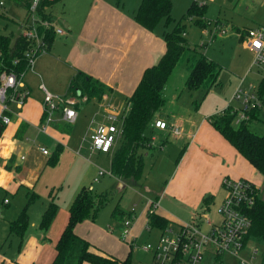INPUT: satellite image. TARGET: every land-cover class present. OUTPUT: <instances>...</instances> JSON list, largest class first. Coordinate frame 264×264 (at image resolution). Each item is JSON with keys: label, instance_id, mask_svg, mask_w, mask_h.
I'll use <instances>...</instances> for the list:
<instances>
[{"label": "crops", "instance_id": "crops-1", "mask_svg": "<svg viewBox=\"0 0 264 264\" xmlns=\"http://www.w3.org/2000/svg\"><path fill=\"white\" fill-rule=\"evenodd\" d=\"M209 1L212 2L213 0ZM262 1L255 0L253 2L250 14V17L253 18L250 21H254L252 25L236 29V31L242 30L240 32L243 33V36L248 28L264 26V15L261 17L253 15L254 13L257 14V10ZM78 2L76 27L79 33L76 42L73 43L65 56L62 52L57 53L54 50L55 54H52L50 50L54 49V47L57 48L58 44L60 45V40L54 42V38L56 35L63 34L62 32H54L52 41L46 50V53H48L42 57V63L39 66V69L44 73L45 67L48 69L52 64L59 63L63 76L67 78L66 87L60 91L57 90V92H50L43 82L32 84L28 76L30 73L37 74L34 69L27 71L23 81L29 95L21 108H16L14 104H11L15 113L11 115L10 123L3 126L0 131V264L51 263L55 256L56 241L67 223L68 208L84 184L80 183L76 185L73 192L66 194L64 197L67 201L62 203L63 205L61 207L57 204V213L48 230L43 233L38 229V223L46 207L43 211H38L37 217L33 219L31 218V210L34 207V203L40 199L39 188H46L47 186L53 187L56 184V181L52 177L46 176V178H41L43 173L46 168L52 167L55 169L63 159H67L69 151L74 152L76 147L81 144L80 139L82 140L83 137L87 136V133L89 138L97 124L104 122L111 123L113 120L118 119V127L121 131L120 119L127 111L126 103L138 84L143 71L147 67L157 63L165 52L163 33L168 30L164 29L159 31L155 27L154 30L150 31L139 25L134 19L141 0L138 5H133L131 9L126 8V4H121L119 1L113 4H109L106 0H90L88 3L86 0H78ZM51 8L47 9V12L52 19ZM7 18L6 16L4 19L6 20ZM224 24L226 23L217 19V25L213 30H210L212 31V37L226 33L228 27ZM163 27L166 28L164 25ZM67 28L69 29L70 27L67 26ZM222 29L225 30L223 34L220 33ZM185 40L187 42L186 38ZM187 44L192 47L188 42ZM183 61V66L189 73L190 61L184 59L181 62ZM212 61L216 62L215 60ZM216 63L218 64V62ZM177 66L178 64L175 68ZM79 72L102 84L104 91L100 99L91 98L87 100L86 96L81 95L78 90L75 91L74 95L68 91L72 78ZM253 72L256 75V80L255 82L248 83L258 84L260 76L256 69ZM39 78L42 80L41 76ZM41 84L48 92L54 95H72L77 97L74 104L77 117L73 123L67 124L63 122L56 112L54 119L43 126L45 114L42 104L43 92L39 88ZM239 84L240 82L234 86L233 92ZM261 85L262 82L258 84V92ZM32 86H38L39 90L32 92ZM181 89H185L184 86ZM165 91L166 86H164L163 91L166 99ZM259 101L260 106L256 107V109L258 108V117L256 119H248L247 125L254 132L253 130L256 128V124L260 123L263 128L262 132L264 133V121H260L261 108L264 104V94L259 97ZM226 109L228 108L226 107ZM202 116L197 112L194 115L188 113L187 115L177 114V116L169 113H161L160 111L156 113L154 119L164 120L181 129V134L177 137L171 136L166 130L154 128L150 124L151 133H149V143L152 148L147 151L146 156L153 149H163L171 140L176 144L179 142L180 147L182 146L179 157L171 172V179L165 183L163 190V194L165 196L169 194L171 200L178 205V209L169 217L160 212L159 206L155 210L156 214L168 220V226L170 227H172L170 221L178 227L180 223L193 220L199 213L205 212L204 214H206L215 196L223 194L218 203L220 205L225 193L223 187V181L225 179H246L253 182L257 187L259 185L258 183H260L262 174L240 155L212 126L209 121L211 116L200 118ZM96 119L103 122H98ZM120 135L121 132L117 136V140L109 153L92 151L90 144H88L85 148L88 157L81 158L88 162L90 156L109 154L110 164L113 151L119 144ZM152 138L154 140H151ZM54 145L55 147L53 148ZM58 145L61 146L59 160L55 166H49V157ZM41 148L47 150L48 153L43 154ZM81 149H83V145ZM76 158L81 161L80 158ZM73 164V170L76 173L79 171V168L75 163ZM91 165L94 168V174L91 180L98 182V177H100L97 175L98 168L102 167L92 163ZM69 168L71 169V165ZM90 171H92L91 168ZM81 175L82 179L85 180L87 174L83 172ZM41 180L42 184L39 187ZM118 181L119 186L124 188L126 183L122 180ZM61 188L62 186L60 185L59 189ZM88 188H92L91 184H89ZM31 193L36 194L38 198L28 207L29 226L20 242L18 236L10 234V223L17 218ZM51 193L52 197H50ZM9 197H12L11 199L16 202V205L12 204ZM48 197V202L51 198H55L53 197V189L49 191ZM205 198L209 200L207 201L208 203L205 202ZM4 200H7V202H4ZM155 200L159 203V198ZM144 214L146 215V205ZM145 226L146 218L145 221L140 219L136 224L131 226L129 240L135 244L138 235L147 231ZM155 229L159 231L158 228ZM75 231L79 236L90 242L93 250L99 248L101 250L100 252L97 251L99 253L110 255L120 260L128 256L129 249L127 255H125V252H121L120 257L101 249L100 247L104 249L106 247L97 242L95 238L105 240L108 236H105L106 233L98 229L94 222H91L89 219L77 225ZM129 245L131 244L129 243ZM150 263L151 259L147 264ZM262 263L263 259L260 260L259 264ZM83 264L90 263L84 262Z\"/></svg>", "mask_w": 264, "mask_h": 264}, {"label": "rangeland", "instance_id": "rangeland-1", "mask_svg": "<svg viewBox=\"0 0 264 264\" xmlns=\"http://www.w3.org/2000/svg\"><path fill=\"white\" fill-rule=\"evenodd\" d=\"M1 1L4 2V5L0 7V12L8 18L6 20L4 18L0 19V32L4 34H11L12 37H16L20 32L19 25L25 20V10L23 7L14 4L10 0ZM86 1L88 3L90 0ZM106 1L109 4L119 1L121 4L125 3L126 8L131 9L133 5H138L140 0ZM170 1L171 17L173 18V21L169 26L164 28L161 20L157 24L156 30H171L175 23L181 17L185 16L187 6L191 1L198 5L205 4V12L203 14L200 13L198 16L184 21V36L187 39V42L192 47H196L197 50L202 51L205 57L218 62L221 70L218 75L217 85H212L207 91L204 88H199L189 93L186 89H181L184 86L188 71L183 66L184 61H180L165 85V96L167 98L165 100V104L160 109V112L169 113L175 116H177V114L187 115L188 113L190 115H194V113L197 112L200 116L203 115L200 117L203 118L220 113L227 107V105L238 106V102L232 100L231 98L234 86L241 82V85L246 87V83L255 82L256 75L253 72V70H255V66L253 65L254 54L247 46L248 40L244 36L241 38L239 36V31H236V29L251 26L252 22H254L250 21L253 19L250 17V14L255 0H213L212 2L209 0ZM78 4V0H60L52 6L50 12L54 27L59 28L63 34L56 35L54 42L56 40H60V45L57 42V48L54 47V49L50 50V53L55 54L54 51L57 53L62 52L65 56L73 43L76 42L79 33V30L76 27ZM253 15H258L260 17L264 15V0L257 10V14L254 13ZM197 19L204 21L206 27L199 26L195 22ZM217 19L226 23L224 25H226L228 29L224 35H216L215 37H212V31L210 30H213L217 25ZM67 26L70 28L68 29ZM44 53L40 54L34 60L32 70L34 69L37 75L30 73L28 76L29 80L32 84L43 82L50 92H57V90L60 91L66 87L67 78L63 76L61 65L59 63L52 64L48 67V69L45 67L44 73H42L39 66L42 63V57L48 52ZM39 75L42 77V80L39 78ZM38 90V86H32V92H36ZM261 120L264 121V104L261 108L260 121ZM96 121L98 120L96 119ZM106 123L108 124V122L100 124ZM112 123L119 126L118 119L114 120ZM233 125H237V117L234 118ZM93 126H95V124H93ZM253 131L261 135L263 133L262 125L260 123L256 124V128ZM80 143L81 144L76 147L74 152L69 151L68 158L63 159V161L55 167V169L52 167L46 168L41 178H46V176L52 177L54 178V181H56V184L53 187H42L43 190L42 188H39L40 199L34 203V207L31 210V218L33 219L34 217H37L36 215L38 211H43L46 207L48 203L47 200L49 199L48 193L51 189H53V197H55L53 198L54 201L61 207V205H63L62 203L67 201L64 196L73 192L76 185L83 183V187L88 188L89 184H91L92 188L90 190L93 194H104L106 196V200L102 207L97 211L95 218L93 220L89 219L91 222H94L98 229L106 233L105 236H108L105 240L95 238L97 242L103 244L106 248L104 249L103 247H98L117 257H120L121 252H125V255H127V251L129 249L131 264L149 263L151 254L142 250V246L147 242L153 243L159 236L160 232L155 228H152L149 231H144L136 238L135 246L129 245L128 242H124L120 238L122 220L126 218L128 210L134 209L135 217L131 221V226L136 224L140 219L145 221L146 215L144 212L146 201L148 199L155 200L156 198H159V210L168 217L175 213L174 211L178 209V205L171 200L169 194L165 196L163 194V190L165 183L171 179V172L179 157L182 146L180 147L179 142L176 144L173 140H171L163 149H153V151L148 153L147 156L145 155L142 173L139 179L130 180L117 178L112 174L105 173L104 175L98 177V182H96L91 180L94 174V168L91 163L99 165L103 169L107 170V172H110L109 154L103 156H90L89 161L87 162L81 157H88L85 151L87 145L90 144L88 133L82 140L80 139ZM82 145L83 149H81ZM48 146L50 145L48 144ZM54 147L55 145L53 148ZM76 157L80 158L81 161ZM73 163H75V165L79 168V171L76 173L73 170ZM83 164L85 165L83 166ZM70 165L71 169L69 168ZM90 168L92 171H90ZM83 172L87 174L85 180L82 179L81 174ZM118 180H122L126 183L124 188L119 186ZM40 184H42V180L39 183V187ZM258 184V197L264 200L263 175L260 177V183ZM60 185L62 186L61 189H59ZM61 190L62 192L60 193ZM222 195H216L213 203L209 205L207 210L206 214L213 222H217L216 209ZM11 198L12 197H9L12 204L16 205V202H14ZM115 207H118L122 211V215L117 214L116 218H112L111 213ZM170 225L174 231L177 230V227L172 221H170ZM198 225L203 232L208 230V226L205 224L204 219H199ZM248 246L257 249L253 262L255 264H259L260 260L264 257V247L253 240H247L243 253L248 251ZM95 249L96 251H101L99 248ZM224 264H234V260L225 256Z\"/></svg>", "mask_w": 264, "mask_h": 264}, {"label": "trees", "instance_id": "trees-1", "mask_svg": "<svg viewBox=\"0 0 264 264\" xmlns=\"http://www.w3.org/2000/svg\"><path fill=\"white\" fill-rule=\"evenodd\" d=\"M14 4L28 10L30 0H10ZM60 0H43L36 10L40 19L51 20L47 9ZM205 12V5L191 2L184 17L180 18L170 31L163 33L165 52L154 65L147 67L136 85L134 91L128 98L129 107L121 118V135L118 146L114 149L110 160V172L114 177L124 179H139L142 173L144 156L152 148L150 146L151 127L150 124L156 113L165 104L163 95L164 86L168 81L175 66L182 60L190 61V69L184 83V88L191 92L199 88L206 91L218 84L220 66L206 58L196 47L188 46L183 36L184 21ZM6 18L0 12V19ZM135 21L146 28L154 30L162 20L167 27L173 21L171 17L170 0H141L134 15ZM202 27L205 22L195 20ZM242 31V30H240ZM239 31V32H240ZM54 31H46L45 39L48 43L52 41ZM240 37L243 33L240 32ZM30 42L21 35L12 37L11 34L0 32V74L2 72L20 73L25 70L26 60L23 52L28 48ZM78 90L85 95L87 100L91 98L100 99L104 87L96 80L82 73H77L72 78L68 91L74 95ZM259 97L264 94V84L259 88ZM249 120L258 117V108H253L249 114ZM234 114L229 109L212 115L209 118L212 126L220 135L229 142L235 150L242 155L260 174L264 176V133L258 135L252 132L246 122L233 125ZM248 120V121H249ZM3 125L0 124V131ZM61 146H57L48 160L49 166H54L59 158ZM8 168V167H7ZM52 197V193L50 195ZM38 196L31 193L26 204L20 210L17 218L10 223V234H14L22 241L29 226L28 207ZM106 200L104 194L95 195L89 188L82 187L75 195L68 208V219L58 240L55 244V256L50 264H131L129 255L120 260L116 257L102 254L93 250L92 245L86 239L79 236L75 228L86 219H94L97 211ZM209 201L205 198V202ZM208 203V202H207ZM57 204L51 198L41 214L38 229L46 232L57 213ZM122 215V211L115 207L111 213L112 217ZM246 214L251 221L247 240H253L264 247V200L257 198L254 204L246 209ZM128 214H126L127 216ZM121 217V216H120ZM123 218V217H122ZM150 228L164 229L169 222L158 214L148 216ZM264 264V257L263 263Z\"/></svg>", "mask_w": 264, "mask_h": 264}, {"label": "built area", "instance_id": "built-area-1", "mask_svg": "<svg viewBox=\"0 0 264 264\" xmlns=\"http://www.w3.org/2000/svg\"><path fill=\"white\" fill-rule=\"evenodd\" d=\"M42 1L30 0L25 20L20 24L19 35L30 42L28 48L23 52L26 60L25 70L20 73L2 72L0 74V124L3 126L10 123L11 115L15 113L11 104H14L16 108H21L29 95L23 78L27 71H32L34 60L48 48L45 39L46 31L52 29L55 33L62 32L59 28L54 27L52 19L48 21L40 19L36 15L37 7ZM3 3L0 0V7L4 5ZM220 33H225V30H220ZM244 37L247 38V46L254 54L253 65L260 76L259 83L264 84V26L248 28ZM258 84L247 83V86L243 87L240 82L235 88L231 98L238 102V106L227 105V108L231 114H234V118L237 117V124L247 122L252 109L260 106L257 93ZM39 88L43 92L42 104L45 114L43 126L54 119L56 112L60 119L67 124L75 121L77 117L74 107L76 96L54 95L48 92L42 84ZM128 107L129 102L126 103V108L128 109ZM112 122L98 124L94 128L89 136L92 151L102 153L111 151L121 132L119 127ZM151 126L159 130H166L173 137L181 134V129L178 126L161 119H154ZM41 151L43 154L48 153L44 148H41ZM105 173L110 174L103 168H98V176ZM223 187L224 197L216 209L217 222H213L204 212L197 214L189 222L180 223L176 231L170 226L159 230L160 234L154 243L147 242L142 246V250L151 254L150 264H224L225 256L232 258L234 264H255L253 260L257 250L248 246V251L243 252L251 227L246 209L259 198V189L253 182L246 179H225ZM157 207V200L148 199L146 201L145 229L147 231L151 229L148 225V216L155 214ZM127 214L126 218L122 220L120 238L135 246L129 240L131 221L135 217L134 209H130ZM201 218L208 226L206 232H203L198 225V220Z\"/></svg>", "mask_w": 264, "mask_h": 264}]
</instances>
